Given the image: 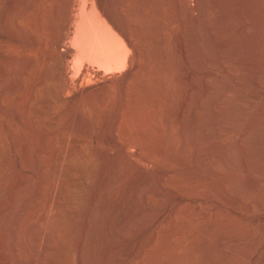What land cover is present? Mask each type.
Segmentation results:
<instances>
[{
	"label": "rangeland",
	"instance_id": "1",
	"mask_svg": "<svg viewBox=\"0 0 264 264\" xmlns=\"http://www.w3.org/2000/svg\"><path fill=\"white\" fill-rule=\"evenodd\" d=\"M202 2L207 30L195 22L196 6L190 0L191 16L183 15L173 34L167 33L164 99L171 86L181 95L171 114L177 142L185 104L193 94L204 93L206 76L210 80L206 136L188 155L141 162L135 144L122 153L105 109L90 128L92 143L81 149V156L95 158L81 163L83 175L76 174L70 171L75 163L50 159L57 134L69 133L65 117L52 135L51 149L44 148L42 131L17 123L14 113L0 117V264H264V0ZM169 15L167 7L165 21ZM186 39L192 51L188 58H197L187 65L186 78L200 82L183 86L180 50ZM165 103L161 112H166ZM82 113L88 118V111ZM132 132L135 143L152 154L168 134L162 122L154 140L147 128ZM108 145L114 147L113 156L105 152ZM36 146L42 159L33 155ZM55 183L63 189L79 184L77 202L58 200L59 190L52 203ZM169 219L178 222L169 227ZM161 221L169 230L153 239Z\"/></svg>",
	"mask_w": 264,
	"mask_h": 264
},
{
	"label": "bare ground",
	"instance_id": "2",
	"mask_svg": "<svg viewBox=\"0 0 264 264\" xmlns=\"http://www.w3.org/2000/svg\"><path fill=\"white\" fill-rule=\"evenodd\" d=\"M193 1L198 15L195 22L198 27L207 30V21L202 20L205 1ZM189 3L190 0H0V117L12 112L17 123L42 131L45 149H51L52 135L59 120L65 117L69 133L61 132L55 136L57 149L50 159L56 163L65 160L75 163L70 171L76 174L83 171L81 163H89L95 158L90 154L81 156V149L92 143L90 128L105 109L111 113L109 130L115 142L122 146V153L131 145H136L139 160L149 163L159 157L176 159L188 155L190 147L201 143L206 136L205 128L210 119L205 104L210 101V80L206 76L201 83L204 93L193 94L185 104L181 126L177 130L179 142L173 136L171 114L179 106L181 95L172 86L166 99L164 93L169 85L167 33L173 34L183 15L191 16ZM167 7L170 15L165 21L163 10ZM200 33L202 36L203 33ZM186 40L180 50L185 62L182 68V77H185L183 86L192 84L191 77L186 78L190 73L187 65L197 59L194 57L192 61L193 57L188 58L192 51L187 47L189 39ZM199 60L200 64L204 62L203 55ZM195 80L192 82H200ZM163 100H166V112H161ZM83 110L88 111L86 119ZM159 121L168 134L164 133L167 134L164 146L152 154L154 150L149 151L143 143L144 146L135 143L131 132L139 130L141 133L147 128L154 140V134L160 128ZM113 149L112 145L106 146L107 156H113L110 152ZM33 155L38 158L43 156L37 146ZM53 189L52 203L59 190L58 200L73 203L78 200L79 184L72 183L63 189L55 183ZM177 222L169 219L167 224L174 227ZM158 225L152 236L156 240L169 230L162 221Z\"/></svg>",
	"mask_w": 264,
	"mask_h": 264
}]
</instances>
